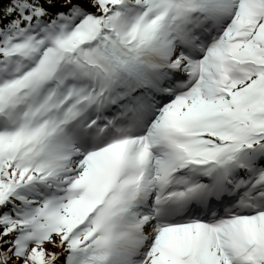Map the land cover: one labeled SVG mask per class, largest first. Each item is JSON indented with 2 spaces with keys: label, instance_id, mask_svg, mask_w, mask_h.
Instances as JSON below:
<instances>
[{
  "label": "snow or ice",
  "instance_id": "obj_1",
  "mask_svg": "<svg viewBox=\"0 0 264 264\" xmlns=\"http://www.w3.org/2000/svg\"><path fill=\"white\" fill-rule=\"evenodd\" d=\"M0 264H264V0H0Z\"/></svg>",
  "mask_w": 264,
  "mask_h": 264
}]
</instances>
